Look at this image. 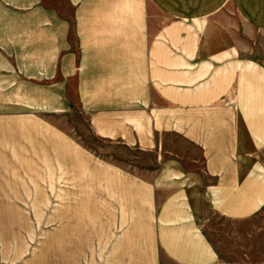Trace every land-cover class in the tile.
<instances>
[{
  "label": "crops",
  "instance_id": "crops-1",
  "mask_svg": "<svg viewBox=\"0 0 264 264\" xmlns=\"http://www.w3.org/2000/svg\"><path fill=\"white\" fill-rule=\"evenodd\" d=\"M66 115L113 153L40 119ZM38 135L94 167L15 173L14 197L65 201L49 264H250L249 239L264 264V0H0V153L35 165ZM213 219L255 235L223 250Z\"/></svg>",
  "mask_w": 264,
  "mask_h": 264
},
{
  "label": "rangeland",
  "instance_id": "rangeland-1",
  "mask_svg": "<svg viewBox=\"0 0 264 264\" xmlns=\"http://www.w3.org/2000/svg\"><path fill=\"white\" fill-rule=\"evenodd\" d=\"M230 22H232L233 29H242V22L239 21L236 12H230L227 15ZM244 31H246L244 29ZM245 35H252L256 39L255 34L248 33ZM253 55V54H252ZM41 120L45 122H53L57 126V129L60 131L70 129L72 130L73 144L83 147L85 150H88V154L94 156L112 154L113 151L111 148H107L104 145L97 143L96 140L91 139V136L85 133L84 121L79 116H69L66 117H56L53 116L49 118L48 116L40 117ZM15 136V135H14ZM48 136L38 135L37 143H43L44 147L40 145L42 150H39L36 153V156L33 157L35 165L23 166L19 165L18 160V150H11L14 148L15 144L9 142V151H3L0 153V186L3 185L0 190V264H49L50 256L54 253L58 255V252L61 251L62 246L57 245L54 247L53 239L57 242L58 239H62L63 230L59 228L62 226L63 219V205L64 202L62 198L56 199L53 198H19L18 196L14 197L16 194H23L19 190L16 191V177L15 173L18 172L24 175L30 173L31 175H49L56 174L59 177L64 176L65 173L70 172L71 174H78L80 171L87 170L89 172L94 171V167L88 165L86 168L82 166L80 168V157L79 153L75 151L72 153V161H74L72 167L68 165L66 167L65 162L63 161V149L62 152L58 153L59 157H56L57 163L54 162L49 149H47ZM58 143V141H57ZM58 148V144H57ZM62 148V145H60ZM76 152V153H75ZM116 156L120 159L123 158L124 161H129V157L124 154L122 151L115 152ZM2 163V164H1ZM55 163V164H54ZM9 180V181H8ZM8 181V182H6ZM62 184H59V187L62 188ZM8 188V189H5ZM15 190V191H14ZM63 190V188H62ZM55 214V215H54ZM56 218V226L54 222L49 225V219L53 221ZM211 222V229L217 233V240L219 242L220 248L223 250L232 249L231 246H226L223 238V233L230 231L238 234L250 233L251 236L255 235L252 232L255 229L257 220L249 222L247 225L235 227L231 224H225L219 219H213ZM59 223L61 225H59ZM54 226V227H53ZM57 229H56V228ZM241 231V232H240ZM239 235V236H240ZM238 239V238H237ZM255 239V237H254ZM242 241V240H241ZM243 243V241L241 242ZM247 246L243 245L244 251L247 255V260L250 264L256 263V247L254 245V240L249 239ZM226 246V247H225ZM239 250V249H238ZM243 251V252H244ZM233 258L239 259L240 256L232 254ZM245 257L242 259L244 260ZM32 260V262L30 261Z\"/></svg>",
  "mask_w": 264,
  "mask_h": 264
}]
</instances>
